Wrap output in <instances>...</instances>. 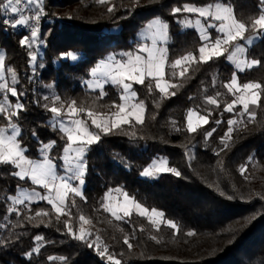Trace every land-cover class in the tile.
<instances>
[{
  "label": "trees",
  "instance_id": "obj_1",
  "mask_svg": "<svg viewBox=\"0 0 264 264\" xmlns=\"http://www.w3.org/2000/svg\"><path fill=\"white\" fill-rule=\"evenodd\" d=\"M4 3L0 0V6ZM216 3L231 7L235 19L246 24L261 14L259 0H40L35 27L36 43L41 46L32 53L31 47L20 44L27 31L4 24L7 16L11 20L14 15L0 8V53L6 80L11 69L17 81L8 84L19 93L18 97L8 93L7 100L13 106L23 104L19 110L13 107L17 115L11 122L20 130L17 141L25 149L24 156L37 160L42 146L49 144L47 156L62 171L67 139L52 122L53 106L61 110L60 119L71 114L70 106L75 107L74 117L100 137L86 146L82 196L68 194L62 213L46 202L17 206L19 214L9 212L10 197L19 189L37 187L13 176L17 170L13 165L0 164V264H110L99 255L97 245L106 247L120 264H264V38L246 48V61L259 63L243 71L228 62L232 45L224 46L228 50L223 56L200 62L198 49L205 41L193 28L182 27L196 15L183 10L173 13L174 8ZM153 19L168 25L167 92L161 93L153 78L145 77L144 84L133 82L135 101L144 106L143 123L130 120L119 127L108 126L109 131L96 128L93 118L110 120L118 111L122 88L106 84L101 91H90L83 83L109 54L136 55L144 44L137 35ZM209 34L211 41L221 35L214 29ZM255 35L249 28L245 39L234 45ZM68 53L78 60L62 59ZM33 54L34 67L30 65ZM186 55L196 59L173 67L175 60ZM234 75L239 86L261 85L256 89L259 100L248 104V112L240 106L226 111L235 101L226 86ZM189 111L206 117L208 123L189 132ZM229 120L235 123L229 126ZM8 123L7 115L0 113V127L7 128ZM213 128L216 131L207 136ZM153 161H166L180 175L162 172L154 180L142 177ZM116 190L147 209V214L131 212L117 219L106 211V195ZM153 209L163 215L152 217ZM81 216L89 222L81 221ZM169 220L176 229L167 224ZM81 227L85 240L76 238ZM37 235L40 241L35 240ZM126 237L131 248L124 243Z\"/></svg>",
  "mask_w": 264,
  "mask_h": 264
},
{
  "label": "snow or ice",
  "instance_id": "obj_2",
  "mask_svg": "<svg viewBox=\"0 0 264 264\" xmlns=\"http://www.w3.org/2000/svg\"><path fill=\"white\" fill-rule=\"evenodd\" d=\"M101 3L104 0H100ZM38 3V0H6L0 8L3 10L10 11L14 14V18L9 20L5 19L3 21L4 24L10 25L12 28H16L17 26H24L29 23V17L23 15V11L29 6ZM259 4L261 7V14L258 18L251 19L250 24H246L245 22H241L235 19L232 9L229 6L223 5V3H216L215 4V11H213V5H208L205 7H189L185 6L183 9L181 8H174L173 13H178L183 11L190 12V13H198L200 17L205 19L211 17L215 21H219L218 31L221 34L219 38L215 39L214 42L211 41L210 34L202 35V41H209V43H202L199 47V61L200 62H207L213 58H219L224 55V53L228 50L224 46L232 45L235 47V52L227 56L229 61H232L236 56L237 52H243L244 49L238 45H234V42L237 40L245 39L244 33L249 30H253L256 33L255 38H264V0H259ZM108 11H113V8L109 7ZM34 19L39 21L40 13L37 12L34 16ZM199 24V21H197ZM147 27L149 29L156 28V35L163 41L166 38V29L168 25L163 21L157 19L150 22ZM209 28L217 27L214 24H209ZM254 37H248L247 42L248 44L253 43ZM38 40V29L36 27H32L30 36H25L20 40L21 46H28L29 48L32 44L36 43ZM40 42H43L42 40ZM152 46H143L138 49V53H147V56H143L140 54H127L126 60L117 61L115 58H112L111 63H104L102 62L101 65L92 69V75L95 77L97 74H100L102 77L108 78L112 84L122 86L123 92L127 95H122V100H127L129 98L136 97V92L132 91V83L126 82L131 81L138 84H144L145 80V71L147 76L153 77L156 80L155 87L159 89L161 93L167 92L168 83L163 80L164 77V67H165V55L164 49L156 47V39L152 40ZM68 57L71 59H76V56L72 53L67 54ZM196 58L192 55H186L181 57L180 59L175 60L173 67L181 65L183 61H194ZM31 60L34 62L36 60V56L33 54L31 55ZM241 61H237V67L243 71L241 67ZM259 61H251L249 63V67L252 64H257ZM11 72V80L12 84L15 85L17 81V76L15 72ZM186 69L181 71L179 75L183 77L185 75ZM176 73L173 72V76ZM0 81H4V57L0 55ZM229 91H232L233 88H236L239 91V87H237V79L235 75L233 76L230 84L226 85ZM89 87H101L99 81L96 83L89 84ZM245 90H253V89H261V85L259 83H246L243 86ZM149 91H152V84L148 85ZM10 93L14 97H18L19 93L17 92L14 86L10 87L7 82H0V95L3 96V103H0V113H4L7 115V119L9 121L7 128L0 127V164H11L15 168L19 169V171H14L12 173L13 176L18 177L20 180H25L26 178L30 179L32 184L41 186L47 191V195H41L39 192H36L33 189V195L38 197L40 200H46L49 204L52 205V208L55 209L57 213H62L63 209L62 206L64 205L65 197L67 196L68 192L75 193L79 195L80 192L76 187H73L70 184V180L77 179L79 180L80 184H83L82 177L85 174V164H84V154L86 151V146L93 144L94 142L100 139L98 134H94L89 132L86 127H83V122L81 120H74L71 123L74 125L73 127L66 126L65 123L60 124V130L66 133L67 143L66 146L63 148L64 155L61 157L62 163L66 166V171L69 173H73V176L65 177V176H58L56 165L47 157H44L43 163L34 162L32 160L27 159L24 156L25 149H23L17 141V136L20 133L19 128L12 123V117L17 115L16 112H13V107L17 110L23 108V104L17 102L14 106L11 105L7 100V94ZM175 93H173L174 95ZM47 99V98H45ZM57 99H59L57 97ZM239 101L244 106V112H248V104L251 103L253 105L257 104L259 100L258 92L253 91L249 97L240 96ZM211 104H215L216 100L209 99L208 101ZM235 103V102H234ZM75 104V102H73ZM118 107V111L114 113V123H112L111 127H119L121 124H128L130 123L129 117H134L137 123H143V119L141 113L143 111V103L141 102L139 105H132V111H126L125 106L123 104L116 105ZM51 113L54 114L55 117H60L61 110L55 106L51 107ZM77 109L75 107L70 106V112L72 114L76 113ZM226 111H233V104H229L226 108ZM250 117H254L255 113H248ZM88 115L91 117L93 113L89 112ZM196 115L195 112L189 111L187 114V130L189 132H195L197 129L193 126L192 117ZM199 119L204 123L207 124L208 120L204 116H200ZM175 122H173L174 124ZM220 123V121H217ZM229 126H231L235 121L229 120L227 122ZM92 124L95 125L96 128L102 129L104 131H109L110 129L107 126L106 121H98L97 119H92ZM11 130V134L7 135L6 133L8 130ZM179 131L180 129H176ZM231 127H229L228 132H231ZM216 129H212L211 131L207 132V136H212L213 132ZM35 135V133H33ZM227 135V133H226ZM52 145L55 144V141L51 142ZM78 145L77 147H73V145ZM226 146V145H225ZM49 145H43L41 151L43 152L47 149ZM75 153V157L70 156V153ZM251 159V157L249 158ZM160 172H174L175 175L179 176V171H176L171 168L165 167L164 163L157 165L155 167L145 168L141 175L145 177H152L155 173ZM244 168L241 167V173L243 174ZM57 180L60 181L57 184ZM53 192L55 193L53 195ZM11 199L14 205H23L25 200H31V196H25L21 199L18 196H12ZM136 208L140 210V215H144L147 212V209L142 208L139 204H136ZM111 211V209H108ZM9 212H16L19 214V209L12 207L8 209ZM124 216H129L130 211L128 208H124L123 210ZM48 213H44L47 215ZM37 216L41 215L40 212L36 213ZM115 215V212H113ZM152 215L154 216H162L163 214L157 212L156 210H152ZM121 217H117L120 219ZM59 219V216L57 217ZM80 220L84 223H88L89 221L85 220L83 216L80 217ZM155 223V221H153ZM65 227L67 228L68 232L71 233L72 227L69 221H64ZM167 224L176 229L177 225L173 223L171 220L167 221ZM85 230L83 227L80 228V234L76 237L80 240H85ZM188 235H193V233L189 232ZM42 239L41 236L37 235L35 237L36 241H40ZM99 240V237L96 238ZM87 243V241H86ZM124 243L128 245L129 248L132 245L129 243L127 237L124 239ZM89 247H93L92 243H88ZM97 250L101 257L107 258L110 264H120L119 260H115L114 256L108 254V249L106 247L100 248L97 245ZM38 251V249H37ZM31 253H29V256ZM49 259H52L51 257Z\"/></svg>",
  "mask_w": 264,
  "mask_h": 264
},
{
  "label": "rangeland",
  "instance_id": "obj_3",
  "mask_svg": "<svg viewBox=\"0 0 264 264\" xmlns=\"http://www.w3.org/2000/svg\"><path fill=\"white\" fill-rule=\"evenodd\" d=\"M215 6V5H214ZM213 6V11H215V7ZM39 7H40V0H38V3H36V4H33V5H29L26 9H28L29 10V12L30 13H32V15H33V17L35 16V14L39 11L38 9H39ZM189 7H191V6H189ZM206 8V7H205ZM187 13H190V12H187ZM192 14H195L196 15V18H194V20H188V21H186V22H184L183 24H182V27L184 28V29H187V28H193L194 30H196V32L199 34V36H200V38L202 37V35H208L209 33H210V29H214L216 32H218L219 33V31H218V25L219 24H214V25H216L217 27H212V28H209L208 27V25L209 24H213L212 22H210L209 20H211V21H215V20H213L211 17H209V18H207V19H205V18H203V17H200L199 16V14L198 13H192ZM14 15V14H13ZM8 17V19H9V16H7ZM153 20H157V19H153ZM153 20H151L150 22H152ZM197 21H199V24L197 23ZM149 22V23H150ZM216 22H219V21H216ZM148 23V24H149ZM220 23V22H219ZM114 31H116V30H114ZM166 31V30H165ZM167 33V32H166ZM220 34V33H219ZM254 37V39H253V43H255L256 41H258L260 38H255L256 37V35L255 36H253ZM137 39L138 40H140V41H143V43H144V45H142V46H148V47H151L152 46V40L153 39H156V47L157 48H161V47H163V44L167 41V35H166V38H165V40H161L160 38H159V36L158 35H156V28H152V29H149L147 26L144 28V29H142L139 33H138V35H137ZM215 41V40H214ZM214 41H210V42H214ZM205 43H209V41H205ZM252 43V44H253ZM252 44H248V42H247V40H245L244 42H243V44L242 45H238V46H240V47H242L243 49H244V51L243 52H237L236 53V56L234 57V59L232 60V61H229L228 60V62L230 63V64H232V66L235 68V70L236 71H241L238 67H237V61H241L242 63H241V67L243 68V70L244 69H248V68H250L248 65H249V63L250 62H247L246 61V58H245V50H246V48H248V47H250ZM38 46V47H37ZM40 44L38 45L37 43H34V44H32V46H31V49H32V53H34L35 52V48L36 49H39L40 48ZM232 53L233 52H235V47H233L232 48V51H231ZM231 53V54H232ZM0 55H2L3 56V54L2 53H0ZM140 55H143V56H147V53H141ZM118 57H124L123 59H118ZM112 58H115V60H117V61H120V60H126L127 59V55L126 54H121V56H118V55H116V54H109L108 56H106L103 60H101V61H99L98 63H97V65L95 66V67H97L98 65H101V63L102 62H104V63H111L112 62ZM62 59H68L69 61H71V62H75V61H77L78 60V57H76V59H71L70 57H68V56H66V55H63L62 56ZM187 62H189V61H183L182 62V64L181 65H183V64H185V63H187ZM30 65L32 66V67H34V65H35V61L33 62L32 60H31V62H30ZM181 65H178V67L179 66H181ZM252 65H254V64H252ZM251 65V66H252ZM94 67V68H95ZM9 77H10V80H6V73H5V71H4V81H0V82H9V83H12V80H11V72L9 73ZM8 77V78H9ZM145 77H149V76H147V73H146V71H145ZM149 78H153V77H149ZM154 79V78H153ZM155 80V79H154ZM163 80H164V77H163ZM96 81H99L100 82V84H101V87H99V88H96V87H92V88H90L89 87V84H95L96 83ZM126 82H129V83H133V82H131V81H126ZM155 83H156V80H155ZM106 84H112L111 83V81L110 80H108V78H106V77H102L100 74H97L95 77L92 75V71H91V74H90V78L88 79V80H86L84 83H83V85H84V87L87 89V90H90V91H101L102 90V88L106 85ZM237 87H239V91H237L236 90V88H233V90L232 91H230L232 94H233V96H234V98H235V103L234 102H232V104H233V107H236V106H240V107H242L243 109H244V106H243V104L239 101V97L240 96H245V97H249L250 95H251V93L253 92V91H255V92H257L256 91V89H253V90H245V89H243V87L242 86H239L238 84H237ZM121 88H122V86H121ZM166 93V92H165ZM10 94V93H9ZM122 95H127V94H125L124 92H123V89H122ZM121 95V96H122ZM122 100V99H121ZM1 103H3V102H1ZM122 104L125 106V109H126V111H132L133 109H132V105H138L137 103H136V101H135V97L134 98H129V99H127V100H122ZM141 116H142V119H143V111H142V113H141ZM199 117L200 116H198L197 114L196 115H194L193 117H192V123H193V126L194 127H197V126H199V125H202V124H204L200 119H199ZM129 119L130 120H134L135 121V119H134V117H129ZM74 120H77L75 117H74V115L71 113V114H69V116L68 117H66V118H63V119H60V118H57V117H53L52 118V122H57V127H58V129H60V124L63 122V123H65L66 124V126H68V127H73L74 125L71 123V121H74ZM114 120H115V117H114V115H112V117H111V119L110 120H103V121H106L107 122V126H111L112 125V123H114ZM83 127H85V125H83ZM88 130V129H87ZM7 135H10L11 134V130L9 129L8 130V132L6 133ZM66 134V133H65ZM49 145V144H48ZM78 145H73V147L75 148V147H77ZM50 147H51V145H49V147L47 148V149H45L43 152L41 151V156H40V158L39 159H37V160H32V161H34V162H38V163H43V161H44V157L45 156H47V153H48V151H49V149H50ZM64 155V154H63ZM70 156H72V157H75V153L73 152V153H70L69 154ZM48 157V156H47ZM28 159V158H27ZM29 160H31V159H29ZM62 161V160H61ZM161 163H164V165H165V167H167V168H169V166L167 165V162L166 161H153L149 166H148V168L151 166V167H155V166H157V165H160ZM63 164V163H62ZM17 169V168H16ZM66 166L63 164L62 165V171H59L58 172V170H57V175L58 176H65V177H69V176H73V173H69V172H67L66 170ZM16 171H19V169H17ZM160 173H162V172H160ZM160 173H155L154 174V176H152V177H145V176H143L142 175V177H144V178H146V179H148V180H154V179H156L157 177H158V175L160 174ZM26 179H28V178H26ZM30 182H31V180L30 179H28ZM32 183V182H31ZM60 183V181L59 180H57V184H59ZM70 184L73 186V187H76L78 190H79V192H80V194L79 195H77V196H82V191H83V184H80L79 183V180H77V179H72V180H70ZM34 185V184H33ZM36 187H37V189H35L36 190V192H39L41 195H47L48 193H47V191L43 188V187H41V186H37V185H35ZM43 189V190H42ZM33 190H28V189H19L18 191H17V194H16V196H18V197H20L21 199H23L26 195L27 196H31L32 197V199L29 201V200H25V203L24 204H33V203H39V202H46V203H48L46 200H40L38 197H36V196H34L33 194ZM55 193L53 192V195H54ZM68 194H74V195H76L75 193H72V192H68ZM67 194V195H68ZM65 199H66V197H65ZM10 201H11V199H10ZM11 203H12V201H11ZM49 204V203H48ZM136 204H138V203H136V202H134V201H132V200H130L129 198H127L124 194H121V192L120 191H118V190H116V191H110V192H108V194L106 195V199H105V203H104V208H105V210L106 211H108V212H110L112 215H113V212H115V215L116 216H122L123 215V209L124 208H128L129 209V211H130V213L131 212H133V213H137V214H140V210L138 209V208H136ZM12 205H13V207H17V206H20V205H14L13 203H12ZM49 205H51V204H49ZM64 205H65V201H64ZM64 205L62 206V209L64 208ZM140 205V204H139ZM52 206V205H51ZM141 206V205H140ZM142 207V206H141ZM143 208V207H142ZM108 209H111V211H109ZM55 210V209H54ZM147 214V212L144 214V215H146ZM151 216L152 217H154V218H157L158 219V217L157 216H154V215H152L151 214Z\"/></svg>",
  "mask_w": 264,
  "mask_h": 264
},
{
  "label": "built area",
  "instance_id": "obj_4",
  "mask_svg": "<svg viewBox=\"0 0 264 264\" xmlns=\"http://www.w3.org/2000/svg\"><path fill=\"white\" fill-rule=\"evenodd\" d=\"M22 14L26 15L30 18L29 23L27 25H24V26H18V29H25L28 33V36H30V32H31L32 27H35V19H34L32 13H30L28 9H25ZM5 19H8V18H5Z\"/></svg>",
  "mask_w": 264,
  "mask_h": 264
},
{
  "label": "crops",
  "instance_id": "obj_5",
  "mask_svg": "<svg viewBox=\"0 0 264 264\" xmlns=\"http://www.w3.org/2000/svg\"><path fill=\"white\" fill-rule=\"evenodd\" d=\"M167 41H168V37H167ZM167 41L163 44V47H161L162 49H164L165 50V45H166V43H167ZM144 45V44H143ZM143 47V46H142ZM164 53H165V51H164ZM137 54H141V53H137ZM57 125V122L55 123V126ZM66 135V134H65Z\"/></svg>",
  "mask_w": 264,
  "mask_h": 264
}]
</instances>
